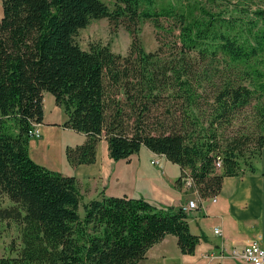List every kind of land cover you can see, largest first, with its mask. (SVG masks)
I'll use <instances>...</instances> for the list:
<instances>
[{"label": "trees", "instance_id": "1", "mask_svg": "<svg viewBox=\"0 0 264 264\" xmlns=\"http://www.w3.org/2000/svg\"><path fill=\"white\" fill-rule=\"evenodd\" d=\"M0 1V193L13 202L0 207V220L19 226V242L12 239L0 264H136L169 234L194 253L199 238L183 206L102 194L81 216L78 178L35 162L29 138L49 91L67 115L64 126L87 136L66 148L72 166L94 163L105 136L114 160L146 146L192 176L202 198L217 195L225 176L256 170L264 147V8L224 14L173 1L156 8L155 0H116L114 9L103 0ZM122 16L153 19L167 35L178 29L175 41H163L173 55L161 57L163 43L155 52L138 46L135 56V48L122 55L77 41L93 20ZM254 101L253 130L226 136L224 126Z\"/></svg>", "mask_w": 264, "mask_h": 264}, {"label": "crops", "instance_id": "2", "mask_svg": "<svg viewBox=\"0 0 264 264\" xmlns=\"http://www.w3.org/2000/svg\"><path fill=\"white\" fill-rule=\"evenodd\" d=\"M46 94L44 119L39 123L40 148H45L47 136L55 140L51 156L60 168L53 166L51 169L77 177L80 189L82 187V198L86 195L89 200L100 198L102 194L128 195L174 207H185L190 199L201 198L200 206L188 212L190 230L199 238L194 253L182 252L177 236L169 234L154 244L146 257L136 264H209L204 254L219 253L223 246L230 251L233 247H244L258 240L264 247V147L255 171L225 176L216 200L213 196L202 198L194 189L193 194L185 189L184 179L183 185L178 184L177 180L183 174L180 165L146 146L129 160H114L110 156L107 139L102 138L94 163L72 166L67 160L66 148L84 143L87 136L64 126L67 115L60 106L52 104V110L48 111ZM41 125L46 127V131L41 129ZM121 162H124L123 169L117 172ZM216 227L222 228L223 234H216ZM223 262L244 264L228 256Z\"/></svg>", "mask_w": 264, "mask_h": 264}, {"label": "rangeland", "instance_id": "3", "mask_svg": "<svg viewBox=\"0 0 264 264\" xmlns=\"http://www.w3.org/2000/svg\"><path fill=\"white\" fill-rule=\"evenodd\" d=\"M103 1L108 3L111 9H114L116 0ZM170 1H173L177 5H184L187 8H196L195 11L197 13H200V9H197V7L200 5L210 11L222 12L224 14H235L237 9H242L243 7L248 8L249 11H252L258 7L264 8V0H155V7L158 8L160 6V3L162 2L164 3V5H166ZM2 15L3 8L0 1V20L2 18ZM163 22L165 25H167V20L164 19ZM177 33L178 29H175L174 34H165L155 27L153 19L139 18L130 20L127 16H122L119 17L118 21L114 22H112L109 18L95 19L87 27L79 31L76 39L84 49H90L93 45H109L113 52L122 55H127L132 50V48H135V50L137 49V52H134L133 50L135 56L138 55V46L143 47L146 52H155L157 51L159 45L163 43V50H161V52L159 51V53L164 59V57H169L171 56V54L173 55V53L171 52L172 49L169 48V45L166 46V44L170 43H166L163 41L165 39L166 41L173 40ZM175 40L176 39H174L173 41ZM132 43H135V47H132ZM200 62L203 64L204 61ZM46 93L47 96L45 104L48 111H51L52 104H56L54 94L49 91H47ZM254 104L255 101L250 106L242 109L237 114L231 125H225V128L223 127L225 129L224 134L226 136H231L239 131L251 132L253 130V123H256L257 119ZM128 123L130 126H134L133 120L129 119ZM42 126L43 125H41V129L46 131V127ZM103 138H105V136ZM40 140L41 138L35 137V135H32L29 138L28 145L30 156L32 157V159L38 164L43 165L49 169H51L53 166H55L56 168H60L54 163V158H52L51 156L52 152H54L55 140L47 136V141L44 144V149L40 148ZM56 151H58L57 148ZM40 161L43 163H41ZM123 163L121 162L119 164L117 172L122 171L124 165ZM183 178L184 176L182 177V180ZM185 189H188L187 191H190L191 194H193L194 192V188L192 187H186ZM80 191H82V187ZM89 198L90 197H88L87 195L82 198L78 210L81 216H84L85 214L84 204L91 201L89 200ZM195 198H197V196ZM12 204L13 202L10 201L9 198L0 193V207H8ZM18 237L19 226L15 221L0 220V255L9 253V245L12 239H16L19 242Z\"/></svg>", "mask_w": 264, "mask_h": 264}, {"label": "built area", "instance_id": "4", "mask_svg": "<svg viewBox=\"0 0 264 264\" xmlns=\"http://www.w3.org/2000/svg\"><path fill=\"white\" fill-rule=\"evenodd\" d=\"M41 131L37 130L35 137H40ZM215 167L217 169L222 168V158L221 156L217 157L215 160ZM186 187L194 188V180L192 176L186 174L183 178ZM196 193L199 195L197 188H194ZM200 196V195H199ZM201 197V196H200ZM216 195L213 197V200H216ZM200 199H191L187 205L184 207V210L189 212L191 209L198 208ZM216 234H223L222 228L216 227L214 229ZM227 253V254H226ZM230 257L232 259L243 262L244 264H264V247L259 243L258 240H253L244 247H233L230 251H227L226 247H222V251L219 253L208 252L204 254V258L209 262V264H224L225 257Z\"/></svg>", "mask_w": 264, "mask_h": 264}, {"label": "bare ground", "instance_id": "5", "mask_svg": "<svg viewBox=\"0 0 264 264\" xmlns=\"http://www.w3.org/2000/svg\"><path fill=\"white\" fill-rule=\"evenodd\" d=\"M37 130H40L39 123H35L34 130L32 131V135H35V133H36Z\"/></svg>", "mask_w": 264, "mask_h": 264}, {"label": "clouds", "instance_id": "6", "mask_svg": "<svg viewBox=\"0 0 264 264\" xmlns=\"http://www.w3.org/2000/svg\"><path fill=\"white\" fill-rule=\"evenodd\" d=\"M214 197V196H213Z\"/></svg>", "mask_w": 264, "mask_h": 264}]
</instances>
